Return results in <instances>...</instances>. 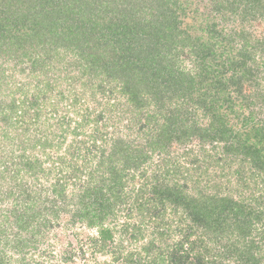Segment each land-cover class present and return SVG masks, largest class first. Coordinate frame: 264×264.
<instances>
[{
	"label": "trees",
	"instance_id": "obj_1",
	"mask_svg": "<svg viewBox=\"0 0 264 264\" xmlns=\"http://www.w3.org/2000/svg\"><path fill=\"white\" fill-rule=\"evenodd\" d=\"M9 1L14 8H0V56L21 63L23 76L0 66V132L15 133L23 151L10 159L14 168L0 165L14 198L10 210L0 209V264H39L30 253L39 238L47 242L39 255L56 261L47 249L60 214L67 228L96 232L88 241L110 260L94 264H264L263 194L234 197L228 184L215 193L196 185L191 194L194 177L181 183L175 168L135 183L147 177L155 151L164 165L174 144L195 138L196 154L182 152L193 167L200 156L229 166L238 153L233 174L264 184V120L255 119L264 112L255 80L264 72L254 56L239 51V60L222 61L224 46L192 43L196 72H185L179 56L191 37L177 39L179 0ZM220 1L218 11L264 22V0ZM237 105L253 110L243 115ZM192 107L203 109L206 124L194 128Z\"/></svg>",
	"mask_w": 264,
	"mask_h": 264
},
{
	"label": "rangeland",
	"instance_id": "obj_2",
	"mask_svg": "<svg viewBox=\"0 0 264 264\" xmlns=\"http://www.w3.org/2000/svg\"><path fill=\"white\" fill-rule=\"evenodd\" d=\"M174 1V0H173ZM179 5L183 6L179 10H177V15L178 19L180 20V33H177L178 36V41L181 39L186 38V36H190V40H186L184 43H188L189 45L182 49L183 52L180 54L179 58V64L181 68L185 72H189L191 74H194L196 72V62L193 54H190V44L193 43V45H200V44H205L209 45L211 43H215L216 46L221 45L224 46L226 49L222 55V61L225 59H232L236 57V60H239L241 58L238 55V52L240 51V55L243 54L244 51H248L251 56H254V61L255 64H258L259 66L262 67V73L264 72V44H258L257 42H264V22L259 20H255V22H242L241 17L239 16V12L237 14H228L224 13L221 9L220 11L216 10L218 7H224L226 4H223L220 0H179ZM217 1L219 4H215L216 7L214 6V3ZM3 5L15 7L12 1L6 0L2 1L0 0V8L3 7ZM22 3H19V9L21 7ZM17 6V5H16ZM135 7V5H134ZM141 7H146L145 1H142V3H137L136 9H141ZM152 12L153 11H148ZM142 15V13H141ZM140 15V16H141ZM208 15L205 19V16ZM143 17V16H141ZM235 33L238 35L235 36ZM243 34L242 36H240ZM246 34V35H245ZM245 36V38H244ZM222 38L225 39V41H221ZM218 42H222L218 43ZM258 45L263 46V48H260ZM4 48V47H3ZM42 52V51H41ZM222 53V50H218V53ZM16 60L14 61L11 58H8L7 56H0V66L5 67L6 71L8 70L9 72L15 68L16 70V76H19L22 78V74L20 73L21 70L19 69L22 64L19 63L18 66L15 63ZM252 62H249L248 65H251ZM14 66V67H13ZM258 83V87H263L264 89V77H260L255 79ZM254 82L252 83V85ZM260 85V86H259ZM247 88L246 92L254 93L255 89L253 87L248 90ZM202 91L200 89L196 95H198ZM121 102H125V99H121ZM93 103V102H92ZM91 104V103H90ZM191 106V103H188ZM194 109V107H192ZM239 109V111L243 115L249 114L253 110V106H249L248 108L246 107H238V105L235 107V110ZM189 119H192L194 121V128L201 127L203 124H206L208 121V118L204 115L203 109H194L191 111V116ZM256 120L260 119L262 122L264 120V112L261 114H258L255 118ZM191 120H189L186 124L187 126H191L192 124L190 123ZM193 126V125H192ZM1 127V125H0ZM238 127V126H237ZM236 127V128H237ZM192 130V128H190ZM131 131V130H130ZM130 131H124L127 134H130L132 132ZM5 133L3 134L0 132V165L2 163L5 164V166L9 168H14L10 162V159H14L17 155L23 151L22 149L16 150V146H20L21 144L18 143V136H16L15 133H11L12 139H6L4 138ZM197 139H193L192 142L187 145H181V142L179 144H174L175 149H170L169 153L171 156L167 157L170 162L165 163L164 165H161V162H159V154L160 150L158 149L155 151L154 155L157 157L152 160V164L149 166L147 177L141 178L139 177L138 179L135 180V183L140 185L141 183H148L151 182L154 179V173H156L158 176L159 174L165 173V168H175V173L177 177L183 178L181 180V183H186L188 181L184 180V176L190 174L194 177L195 183L189 182L186 183V189L189 191V193L194 194L196 189V185L198 189H207L208 188V193H215L217 190L220 189V186L223 188H226V185L228 184L230 187L227 191L231 192V195L236 197L238 192H242L245 194H249L250 190H255V194H263L264 195V184L258 183V179L252 178V181L249 180V175L246 173L247 167L245 166L246 170L243 173V178L242 176H237L233 173L239 170V160H241V155L238 153H235V155L232 157L229 156L230 160L232 162L230 163L229 166H218L216 164L215 159H203V157L200 156V158H197L198 161L193 165L188 163V155L182 154L183 150L189 149L190 151L193 150L194 153L198 151L197 149ZM13 150V151H12ZM12 152V154H10ZM36 154L39 152L37 149L34 150ZM33 152V153H34ZM178 152V153H177ZM193 155L195 156V154ZM9 154V155H8ZM27 154V152L25 153ZM23 154L21 153V156ZM49 155H55L57 156L58 154H53L52 152L49 153ZM159 155V156H158ZM14 157V158H13ZM27 157V156H26ZM26 157H21V160L27 159ZM18 159V158H17ZM226 162H223V165ZM10 165V166H8ZM47 167V165H45ZM162 166V167H161ZM223 167V168H222ZM189 169V171H188ZM229 171V172H228ZM222 174H225L224 176H221ZM227 175V176H226ZM165 174L162 175L161 178L158 179L159 182L164 181ZM241 179L242 182L239 181ZM145 180V181H143ZM168 181V179H167ZM250 181V183H249ZM12 182L10 179H0V196L1 199L5 198L6 196H9L10 193V186L9 183ZM32 182V181H31ZM166 182V181H164ZM243 182L245 184H243ZM153 183V181H152ZM180 183V184H181ZM248 184V185H247ZM260 184V185H259ZM182 185V184H181ZM195 185V187H194ZM134 184L127 183L125 187V191L127 193H130L133 189ZM148 188H151V185L148 184ZM241 187L240 189H237ZM223 191V190H220ZM238 191V192H237ZM237 192V194H235ZM149 193V192H148ZM224 193V192H223ZM225 194V193H224ZM147 195V194H146ZM15 197L14 195H12ZM149 197V195H147ZM7 199V201H6ZM4 201H0V209L1 210H7L11 209L13 207V203L11 199H14L9 196V199L6 198ZM27 206V210L30 212V206L29 204L25 203ZM22 204V205H25ZM21 206V205H20ZM124 207V205H122ZM169 207V206H168ZM34 209V208H32ZM9 214V212H8ZM120 214H124L123 212ZM7 215V214H6ZM172 212L167 211V217L169 219H172ZM60 224L61 226L56 227L52 233L53 237H51L50 241V247L47 249V252H52V255L56 257V261H50V257L47 256H42L39 255L41 253V250L46 249L47 242L45 239H40L39 238V243L38 248L36 247L31 249L33 253L34 260L36 259L39 264H57V260L60 261L61 257L63 259L65 257L71 256L72 259L70 261H64L62 264H94L95 262H101V261H109L110 260V254L106 253H99V251H93L92 243L88 241V237L91 235H96L95 231L89 230L86 227L77 228V231L75 229L67 228L64 223L68 221V215H61L60 214ZM13 221V218H12ZM76 232L77 235L75 236L73 233ZM47 235V233H46ZM73 235V236H72ZM145 240L142 239L140 240L141 242H144ZM90 242V243H89ZM93 248V249H92ZM7 247L4 249L6 250ZM41 249V250H39ZM8 250V249H7ZM12 253V251H11ZM13 257H16V255H13ZM14 260V259H12ZM15 264H24L23 262H16Z\"/></svg>",
	"mask_w": 264,
	"mask_h": 264
}]
</instances>
